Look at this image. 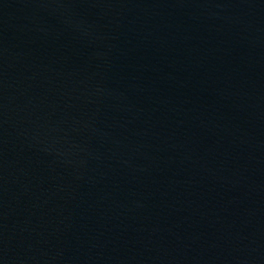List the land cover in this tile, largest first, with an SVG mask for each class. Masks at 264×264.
<instances>
[{
  "label": "water",
  "instance_id": "1",
  "mask_svg": "<svg viewBox=\"0 0 264 264\" xmlns=\"http://www.w3.org/2000/svg\"><path fill=\"white\" fill-rule=\"evenodd\" d=\"M0 264H264V0H0Z\"/></svg>",
  "mask_w": 264,
  "mask_h": 264
}]
</instances>
